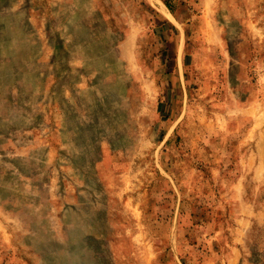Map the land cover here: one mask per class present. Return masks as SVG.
<instances>
[{"label":"rangeland","instance_id":"obj_1","mask_svg":"<svg viewBox=\"0 0 264 264\" xmlns=\"http://www.w3.org/2000/svg\"><path fill=\"white\" fill-rule=\"evenodd\" d=\"M0 264H264V0H0Z\"/></svg>","mask_w":264,"mask_h":264}]
</instances>
